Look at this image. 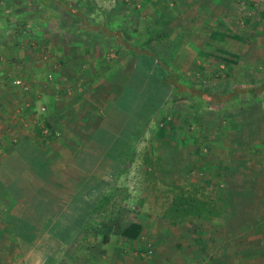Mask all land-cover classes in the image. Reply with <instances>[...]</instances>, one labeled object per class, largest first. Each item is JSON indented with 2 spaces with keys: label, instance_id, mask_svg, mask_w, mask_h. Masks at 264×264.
I'll return each mask as SVG.
<instances>
[{
  "label": "rangeland",
  "instance_id": "1",
  "mask_svg": "<svg viewBox=\"0 0 264 264\" xmlns=\"http://www.w3.org/2000/svg\"><path fill=\"white\" fill-rule=\"evenodd\" d=\"M70 1L107 27L105 40H91L97 54L123 60L126 77L140 74L134 102L129 94L125 100L128 112L136 107V128L115 156L78 163L79 177L68 178L71 187L56 200L13 205L0 194V264H264V0ZM46 7L26 15L31 25H70L71 17H49L63 8ZM13 16L21 25L17 10ZM150 36L182 82L211 92V100L179 94L161 83L155 59L133 55L129 46ZM52 55H37L40 77L60 68L49 63ZM213 94L228 100L217 104ZM182 190L210 197L213 213L223 214L173 221L172 201ZM107 194L112 199L97 211ZM43 210L55 213L52 222ZM132 220L145 232L125 248L119 230Z\"/></svg>",
  "mask_w": 264,
  "mask_h": 264
},
{
  "label": "crops",
  "instance_id": "2",
  "mask_svg": "<svg viewBox=\"0 0 264 264\" xmlns=\"http://www.w3.org/2000/svg\"><path fill=\"white\" fill-rule=\"evenodd\" d=\"M1 2L0 17L6 12L12 18L8 24L0 20V186L5 191L0 190L19 194V200H56L62 189L71 187L66 181L79 177L78 163L102 161L111 153L115 156L120 140L135 131L136 107L130 106L128 112L125 100L129 94L134 97L129 101L134 102L141 77L137 70L126 77L123 60L107 61L109 52L97 54V44L91 40H105L109 35L107 27L97 22L98 13H81L70 0ZM4 4H8L5 9ZM46 5L64 9L66 13H49V17H71L70 25L55 21L31 25L26 15L32 17V12L42 8L50 12ZM16 10L21 25L39 40L40 51L53 54L49 63H60L53 78L37 74L40 52L25 43L31 37L15 32L19 25L13 16ZM84 38L90 43H83ZM19 77L29 85L28 92L15 84ZM43 212L44 218L55 217L54 212Z\"/></svg>",
  "mask_w": 264,
  "mask_h": 264
},
{
  "label": "trees",
  "instance_id": "3",
  "mask_svg": "<svg viewBox=\"0 0 264 264\" xmlns=\"http://www.w3.org/2000/svg\"><path fill=\"white\" fill-rule=\"evenodd\" d=\"M61 4H62V2H61ZM65 6H66V3H65ZM67 10L70 11L69 9H67ZM82 22H84V19H82ZM19 23L20 22H18V24ZM14 26H15V24H14ZM16 26L17 27H15V29H14V30H16L15 31L16 33L20 32L21 35L26 36V37H30V35L32 36L31 33L29 34L26 31L27 27H25V25H20V24L17 25L16 24ZM102 28L104 29V27H102ZM151 34H154V31ZM21 35L19 37L20 40L22 39ZM32 39L33 38H30V39L28 38V41H27L30 43H34V46L32 47V49L31 48L30 49L31 50H37L38 52H40L39 46L37 47L35 41H33ZM153 41H154L153 37L150 36L148 38V40L146 41V43L144 41H142V42H139V45L138 44L130 45L129 50L133 53V55H135L138 58L144 57V58L155 59L157 64L164 71V75L162 76L161 83L173 85L175 90L179 94H186V95L188 94L192 98H199L202 100H206V99L211 97V95L209 94L211 92L204 91V90H202L196 86L185 85L182 82L180 74L173 67H171L163 58H161L160 54H158V52L155 50V46H151ZM43 50H45V49H43ZM59 65H60V63H59ZM52 77H53V75H52ZM52 77L50 76V78H52ZM140 86H141L140 84L138 86H136V91H138ZM259 88H264V83H262L261 87H259ZM22 89H24L25 92H28L29 85H28V89H26L24 87ZM213 97H216L215 102L217 104H218V102H223L224 100H226V101L228 100L226 98H224V100H223L222 96H220V95H214L213 94ZM228 98L231 99L232 96L229 95ZM210 100H211V98H210ZM44 109H45V107H44ZM199 142H200V140H199ZM0 189H3V188H1V186H0ZM3 191H5V189H3ZM0 194H1L2 199H9L10 202H13L12 203L13 205L15 203L21 201V200H19L21 198V196L19 198V194H12V193L6 194V192L2 193L1 190H0ZM112 196H113V194H107V195L103 196L98 201V203L96 205V210L97 211L102 210L103 206L106 205L112 199ZM209 198L210 197H208V199H199V198H196L194 196H187L186 194H184V191L183 192L179 191V193L175 194L173 201H172V204L175 205V208L173 209V212H175V214H173L171 212V217H172L173 221L179 222V221H182L184 219H187V217H189L191 215H198L201 218L212 219L214 216L223 214V213H217V214L213 213L215 211L214 204L212 203L213 202L212 199H209ZM220 200L223 201L222 199H219V202H220L219 204H221ZM174 202H175V204H174ZM227 206L226 205L223 206V211H224V209L226 210V208H228ZM218 210L220 211L222 209H218ZM49 214H51V213H49ZM53 219L54 218L51 217L50 222H52ZM107 226L110 227L109 231L112 232L114 225L108 224ZM46 227H50V224L46 225ZM144 230H145L144 224L139 220H132L131 222H128V223L124 224L123 226H121L119 232H120V236L122 237L121 243L124 244L123 247L127 248V244H129V243L131 244L135 241H140V238L143 236V233L145 232ZM109 235H110V232L106 231L104 233L103 237H104L105 242L109 241Z\"/></svg>",
  "mask_w": 264,
  "mask_h": 264
},
{
  "label": "built area",
  "instance_id": "4",
  "mask_svg": "<svg viewBox=\"0 0 264 264\" xmlns=\"http://www.w3.org/2000/svg\"><path fill=\"white\" fill-rule=\"evenodd\" d=\"M54 66L59 67L60 65L58 63H55ZM50 76L52 77V75H50ZM15 84L17 86H23L24 88L28 89L27 83L25 81H23V79H21L20 77L15 80Z\"/></svg>",
  "mask_w": 264,
  "mask_h": 264
}]
</instances>
